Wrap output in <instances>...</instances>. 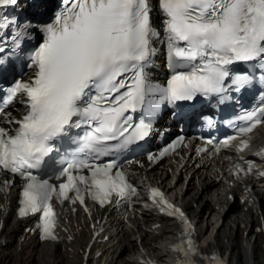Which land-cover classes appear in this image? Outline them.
<instances>
[{"label":"snow or ice","instance_id":"obj_1","mask_svg":"<svg viewBox=\"0 0 264 264\" xmlns=\"http://www.w3.org/2000/svg\"><path fill=\"white\" fill-rule=\"evenodd\" d=\"M17 4L0 0V7ZM159 7L171 71L166 86L151 84L145 71L155 51L153 38L159 36L152 27L149 0H61L53 22L29 23L15 32V21L0 18V33H8L0 36V53L9 36L19 46L33 38L29 29L43 34L30 55L34 78L17 81L8 95L7 103L17 95L26 97V113L8 121L17 125L11 133L0 127V173L25 182L19 215L41 213L43 239H57L53 197L83 205L87 194L103 206L113 203V196L126 200L133 195L135 189L116 159L101 162L151 133L150 122H132L133 113L143 110L151 116L163 101L175 105L198 96L223 97L229 87L240 91L252 77L237 74L234 65L255 62L264 73V0H159ZM6 63L0 56V69ZM259 79L264 83V74ZM241 119L238 135L223 146L264 125V107ZM65 140L76 146L70 158L59 162L53 176L42 178L40 173L59 151L57 143ZM249 146L250 138L241 139L239 151ZM53 179L61 182L56 185ZM151 196L161 212L183 225L180 243L173 248L180 255L178 264H197L194 229L184 212L156 189Z\"/></svg>","mask_w":264,"mask_h":264},{"label":"bare ground","instance_id":"obj_2","mask_svg":"<svg viewBox=\"0 0 264 264\" xmlns=\"http://www.w3.org/2000/svg\"><path fill=\"white\" fill-rule=\"evenodd\" d=\"M191 169V168H190ZM207 170V169H205ZM161 175H150V179L152 180H163L166 181V170H161ZM210 171H205V173L196 171L194 173L193 178H190L188 182H180L178 181L174 185V189L176 194L181 197V200L186 204L188 209H191V212L197 216L199 230L203 231L204 222L208 221V218L203 221L202 214L204 212L210 211L212 215L218 214L222 215L220 209L224 208L223 205H220L218 202H214L215 199L219 202L222 200L221 194V186L219 183L212 181L208 178ZM155 172L152 171L151 174ZM206 176V177H205ZM260 199V204L264 213V193ZM215 198V199H214ZM214 199V200H213ZM194 204L196 206L194 207ZM216 206H219V210H215ZM202 209L201 213H198V210ZM237 209H233L236 212ZM229 216H226V218ZM226 218H223L225 220ZM249 223L247 218L242 221H238L235 223L239 226L241 223ZM141 223L148 225L149 227L156 224L153 219V215L150 212H145L142 216V219L132 220L131 225L132 228L128 226H124V224L119 223L115 226L113 241L115 246L107 251V260L105 263L101 264H134L131 261V253L136 251L137 244L136 240L138 236L140 237V243L143 248L147 251H152L157 255L162 254V250L160 248L163 247L165 241L170 239L173 236V232L175 230V226L173 223H169L165 226L164 229H160L157 231H151L149 233L144 232L142 230ZM218 224V220L216 221V226L212 229V232L216 229ZM226 232V223L223 224L216 233L214 238V242L216 246L220 247L225 245V239L228 240L229 246L225 247V251H228L231 248V257L237 256L236 264H264V250L262 246L264 241H262V237H253L251 254L249 255V260H246L245 248L242 247L240 238H237V233L235 235L233 225H228V234ZM85 236L82 234L80 236V240H82ZM251 241H249L251 243ZM81 243V241L75 240L72 245H67L65 250H61L57 248L56 250L53 247L45 248L43 251H39L40 248L35 246H29L20 249V251H16V248H9L0 252V264H36L39 261V264H81V259L75 252L68 251L69 247L77 249V246ZM10 250V251H9ZM36 256H40V260H35ZM35 263H31L30 259ZM233 259V258H232Z\"/></svg>","mask_w":264,"mask_h":264},{"label":"rangeland","instance_id":"obj_3","mask_svg":"<svg viewBox=\"0 0 264 264\" xmlns=\"http://www.w3.org/2000/svg\"><path fill=\"white\" fill-rule=\"evenodd\" d=\"M212 218H213V216H212ZM212 218H210L209 221H208V233H210V232H211V229H212V228H211V223H212V226H214L213 223H214L215 219H214V218L212 219ZM235 234H236V233H235ZM44 249H45V248H42V251H43ZM33 259H34V258H31V259H30V262H31V263H33V262L35 263V261H34ZM36 259L41 261L40 256H36L35 260H36ZM36 264H39V261H37Z\"/></svg>","mask_w":264,"mask_h":264}]
</instances>
